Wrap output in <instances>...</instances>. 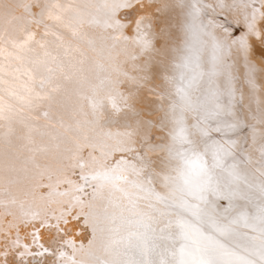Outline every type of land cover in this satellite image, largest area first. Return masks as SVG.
I'll return each instance as SVG.
<instances>
[{
  "label": "snow or ice",
  "instance_id": "snow-or-ice-1",
  "mask_svg": "<svg viewBox=\"0 0 264 264\" xmlns=\"http://www.w3.org/2000/svg\"><path fill=\"white\" fill-rule=\"evenodd\" d=\"M52 3L4 4L0 33L6 26L9 34L23 26L31 55L26 56V103L14 105L23 115L10 114L13 106H0L5 121L0 126L7 127L6 137L17 134L36 152L55 151L61 163L74 160L71 170L79 169L83 181L74 189L78 203H85L81 197L89 187V202L107 193L99 213L84 219L94 220L89 244L99 230L103 251L111 258L77 245L70 230L61 227L81 218L71 213V205L68 216L61 213L55 224L26 210L13 195V167L7 165L0 207L13 215L10 208L18 206L20 218L8 224L15 235L11 259L9 250L3 253L5 264H264V112L257 116L244 110V92L226 62L235 46L244 57L250 92L264 87L258 84L264 59L260 66L247 59L249 39L264 41V0H163L158 11L174 13L183 34L175 47L170 36L158 37L151 19L132 17L142 0H73L67 15L54 11ZM49 12L59 19L46 21ZM226 14L232 22L217 23ZM238 17L246 26L242 36ZM33 25L43 31H33ZM130 39L136 46L132 59H146L133 75L122 73L136 86L125 95L114 86L122 81L105 75L110 67L105 54ZM209 45L211 56L205 61L201 52ZM157 79L169 110L153 121L136 111V98L150 84L148 91L155 93ZM129 113L133 122L124 131L105 130ZM154 128L166 130L159 142ZM106 139H116V147ZM86 149L92 151L85 155ZM115 151L129 155L110 159ZM155 152L161 155H149ZM58 187L59 182L49 194L69 195ZM21 226L29 228L24 236ZM41 229L50 232L47 243ZM75 235H81L79 228ZM78 253L88 259H78Z\"/></svg>",
  "mask_w": 264,
  "mask_h": 264
},
{
  "label": "bare ground",
  "instance_id": "bare-ground-1",
  "mask_svg": "<svg viewBox=\"0 0 264 264\" xmlns=\"http://www.w3.org/2000/svg\"><path fill=\"white\" fill-rule=\"evenodd\" d=\"M26 2V0H25ZM73 0H53L52 9L54 11H60L64 15H67L71 8L69 5ZM163 0H142V4H138L135 9L132 10V17L135 18L143 14L146 18L151 19L153 22V30L158 34V37H171V44L175 47L176 44L183 40V34L176 25L175 14L170 10L158 11L162 7ZM231 2V0H228ZM11 3V0H0V16L4 15V4ZM61 5H64L61 8ZM35 11V9H33ZM23 9H17L16 14L20 15ZM123 13L121 14L123 18ZM46 21H52L59 19L55 17L52 12L45 14ZM240 23L236 27L240 28L241 31L238 35H244L246 26L243 23V18L238 17ZM232 22L231 15L218 16L217 23H230ZM260 25L258 24V30ZM32 30L37 33L42 32L43 29H38L36 26H32ZM67 31V29H64ZM126 33L131 35L130 30L126 29ZM219 34V30H217ZM7 36V40L5 37ZM235 37H228L229 40ZM26 40L25 28L23 26L15 28L11 34H9V27L6 26L3 33H0V106H13L10 114L23 115L14 105H24L27 100L26 91L28 84H26L25 73L27 71V60L26 56L31 55L27 51V46L23 41ZM163 42V39H161ZM249 51L247 59L257 66L261 65L262 59H264V41L258 37H251L249 39ZM160 45L157 44V47ZM136 53V46L130 39L127 44L121 43L117 49L112 51L110 54H105V60L107 65L105 75L111 77L112 81H122L119 85H114L117 92H123L125 95L130 90L136 91V86L131 83L122 73L127 72L129 75L135 73V67L140 63L141 57L138 60H133L132 55ZM201 56L205 61L210 60L211 46H207L201 52ZM226 62L232 66L231 70L238 77L237 87L244 92L243 106L244 110L249 114L260 115L264 112V87H260L256 90L253 95L248 89L245 83V62L242 54L238 55L235 46L232 51L226 56ZM207 67H211L209 63ZM114 69H118L114 71ZM218 79V78H217ZM155 93L148 91V87L152 85L143 86L137 92L136 98V111L140 112L145 119H152L153 121L158 120L160 116H163L169 110V103L163 95L165 89L160 87L159 79L155 82ZM258 84L264 85V74H261L258 79ZM171 87V86H169ZM87 110V109H85ZM109 110L111 108L109 107ZM127 112V110H124ZM123 115V114H122ZM132 114L129 113V118H120L118 123L105 125V130H110L113 133L117 131H124L123 127L126 124L133 122L131 119ZM41 122H44L41 120ZM5 121L0 120V125H3ZM17 129L22 125H15ZM8 132L7 127L0 126V189L4 187V174L7 171L6 166L12 165L13 170L10 173L14 183L12 184L13 195L19 200L24 202V207L31 213H38L40 219L48 218V222L51 224L56 223V217L61 213L68 216V208L66 206L71 205V213L73 215L80 213L81 218L79 221L81 227L86 233V239L77 240L74 238L75 230L73 223L71 226H65L61 223V227H67L70 233L74 235V239L77 245L83 243L86 250H90L97 256H102L106 259H110V255L103 251L101 245L100 231H97L96 240L94 243L89 244V241L93 239L91 236V224L94 222L93 219L85 221L84 215L91 213L95 216L99 213V210L106 203L107 193H102L95 201L89 202L88 193L91 192V188H87L86 192L82 195V199L85 202L80 204L76 200V194L74 189L76 184L83 185V181L78 179L79 169L72 171V165L75 163L74 160L71 163H61L57 160V153L52 151L49 154H44L43 151L36 152L34 146L28 144L18 138L17 134L5 136ZM153 132L159 142V136L164 134L166 130H160L157 128L153 129ZM10 141V143L6 142ZM105 143L112 146L113 148L117 145L116 139H106ZM91 149H86L84 154L87 155ZM121 155H129L127 153H121L115 151L110 159H119ZM150 156L155 157L161 155L159 152L149 153ZM51 177V179L49 178ZM66 180H72L76 183L68 185L64 183ZM59 182L58 191L60 193L68 192L69 195H50L49 193L57 190L56 184ZM91 203V208L89 207ZM10 211L13 215H5V209L0 207V264H5L3 253L5 250H9L11 259L10 241L14 238L15 228H9V222H18L20 218V208L18 206H12ZM71 219V217H69ZM39 226L40 220L34 221ZM75 224V223H74ZM31 225H29V228ZM73 227V228H72ZM77 227V226H76ZM29 228L21 226V236H24ZM81 230V228H79ZM44 230V229H43ZM46 230V229H45ZM44 230V231H45ZM49 231V230H47ZM45 231V232H47ZM54 231V229L52 230ZM44 233V232H43ZM49 232H47L48 234ZM50 234V233H49ZM45 235V234H44ZM47 237V236H46ZM79 237V235H78ZM81 237V236H80ZM79 237V238H80ZM83 237V236H82ZM49 238V235H48ZM45 241V238H43ZM45 243H47L45 241ZM78 259L87 260L86 253H78Z\"/></svg>",
  "mask_w": 264,
  "mask_h": 264
},
{
  "label": "rangeland",
  "instance_id": "rangeland-1",
  "mask_svg": "<svg viewBox=\"0 0 264 264\" xmlns=\"http://www.w3.org/2000/svg\"><path fill=\"white\" fill-rule=\"evenodd\" d=\"M73 222L71 221V224H72ZM75 223V224H74ZM74 223H73V225L72 226H74V229L75 228H81V235H79V237L76 235L75 237H74V235H73V237L76 239H78V240H84V239H86V233H84V232H82V231H84V229L81 227V225H80V223H78V222H76V221H74ZM69 226H71V225H69ZM77 226V227H76ZM73 228V227H72ZM45 230V229H44ZM43 229H41V232H42V235H43V238H45V241L47 242L48 241V235H50L49 233V231H47V230H45V231H47V232H49L48 234H47V232H45ZM44 232V233H43ZM22 234V233H21ZM45 234V235H44ZM47 236V237H46ZM83 236V237H82ZM76 239V240H77Z\"/></svg>",
  "mask_w": 264,
  "mask_h": 264
}]
</instances>
